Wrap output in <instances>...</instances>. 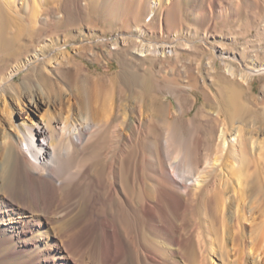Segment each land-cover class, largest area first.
<instances>
[{
	"label": "bare ground",
	"instance_id": "bare-ground-1",
	"mask_svg": "<svg viewBox=\"0 0 264 264\" xmlns=\"http://www.w3.org/2000/svg\"><path fill=\"white\" fill-rule=\"evenodd\" d=\"M237 2L252 9L264 5V0ZM182 3L193 22L208 29L226 14L220 0H0V49L10 50L14 37L37 38L50 8L60 13L57 32L75 12L117 17L127 25L137 15L133 9L142 6L146 18L159 20V38L127 30L112 44H131L139 56H175L178 48L195 47L180 32ZM53 35H46L41 48ZM35 57L42 61L34 70L45 89L30 91V97L37 110L48 106L45 113L27 121L29 109H9L8 126L0 123V264H264V169L250 167L264 143L252 135L253 120L247 134L235 124L245 121L242 88L235 80L225 82V96L216 99V120L222 122L213 142L206 135L179 134L168 124L159 88L162 81L175 83V77L123 65L110 79L90 78L72 66L57 67L66 51ZM230 58L237 59L221 51L223 68L233 78L237 65ZM20 70L19 62L1 78L2 96L20 97L12 82ZM245 70L244 82L264 73V66L254 61ZM53 71L60 80L52 78ZM70 81L74 88H65ZM131 107L138 108L140 119L166 130L155 144L148 141L149 170L136 167L140 134L134 133L142 124L132 118ZM84 187L92 196L90 206L75 207L73 199Z\"/></svg>",
	"mask_w": 264,
	"mask_h": 264
},
{
	"label": "rangeland",
	"instance_id": "rangeland-1",
	"mask_svg": "<svg viewBox=\"0 0 264 264\" xmlns=\"http://www.w3.org/2000/svg\"><path fill=\"white\" fill-rule=\"evenodd\" d=\"M233 1L236 2L234 3ZM231 2L235 8L238 7V9L236 8L238 12L235 14L228 8ZM237 3V0H220L219 4L222 9H225L224 14H226L222 19L220 17L215 18L209 28L210 30L205 24L193 22L195 20L192 15L188 14L185 9L187 4L182 3V14L186 17L184 16V19L180 20V25L182 26L180 32L183 35L185 34L184 36L190 38V40L193 39L192 44H195V47L190 50L178 48V53L175 55L176 58H180V61L177 59L178 62H175V56L171 55L170 57V54L156 57L151 54L139 56L135 53L131 44L123 45L120 42L112 44V41L120 33L127 30L151 40L159 38V20L151 17L146 18V13L142 6L133 9L138 16L136 15L134 19L129 20L130 22L127 25L117 17L104 20L98 13L95 16L86 18L84 11L75 12L72 15L73 18L69 17L68 19V27L58 29L57 32L55 31V24L60 18V13L55 8H50L44 14L46 18L45 28L39 32L37 38L34 40L28 39L25 42L22 38L14 37L13 47L10 50L4 52L0 49V80L1 78L7 79V72L14 64L20 62L21 70L14 75L12 82L17 84L22 92V96L20 95L18 99L15 97L11 98V96L5 94L2 96L0 93V123L3 126H8L7 110L9 109H13V112L21 111L23 106L25 109H29V115L24 114V118L27 121L32 117L40 118L45 113L48 106L41 104L37 110L32 103L33 99L30 97V91L39 94L42 92V88L43 90L45 89L39 73L36 72L37 66L42 61H40V58H36L35 55L40 56V54H43L48 59L54 55H59L62 50L68 52V57L62 58L60 65H57V67L63 69L66 66H72L76 70L78 69L82 75L90 78L104 77L105 79H110L118 75L123 65L131 66V69H139V72L145 71L148 66L149 68L152 67L151 69L155 73L157 71V74H161V77L170 76L177 78L175 80L176 84L174 82L170 84L171 81H169V84L168 81H162L159 88L164 107L167 109L165 112L169 111L170 113L167 118L168 124L172 125L179 134L206 135L213 142L216 141L219 134V126L222 122V120H216L218 119L216 116L219 106L216 99L220 97L223 99L224 94H221L223 92L222 86L235 80V85H240L238 87L242 88L240 102L244 107L243 115L245 116V121L236 120L235 124H239L242 132L247 134L249 121L253 120L254 133L256 132V134L252 135H256L259 140L261 138L264 143V73L256 72L249 76V80L247 79L245 82L240 79V75L246 72V66H250L254 61L264 66V28L262 29L264 5H260L258 9H252L248 6L244 7L242 2H239L240 4L238 5ZM52 32L54 34L52 41L47 42L48 45L41 48V45L46 42L44 40L46 35ZM8 36L11 38L13 34L9 33ZM81 44H84V48L75 51V47ZM39 48L42 51L37 52ZM221 51H226L237 58L235 60L230 58V61L237 65L236 75L233 78L223 68L220 59ZM27 60L28 63L26 62ZM173 62L177 65L174 70H172ZM47 72L49 73V71ZM50 74L53 79L60 80L57 71H53ZM115 79L116 77L112 80L115 81V84H119L120 80ZM74 83L75 81L66 82L64 87L74 88ZM208 98L211 99L210 102L207 101ZM131 108L132 118L136 119L139 125L142 124L141 130L138 131L137 129L134 133V135L140 134L134 146V148L136 147L134 150L135 163L137 164L135 165L139 169L147 168L149 170L151 165L147 152L150 142L152 141L154 143L151 142V144H155L157 139L164 138L166 130L159 127L154 121L140 119V115L137 112L138 108ZM25 109L22 111H25ZM243 127L244 129H242ZM103 150L104 148L101 149V152ZM257 150L259 149L254 152L256 155L252 154L251 170L253 168L264 169V148ZM121 162L123 163L124 161L122 160ZM76 196L73 199L75 207L90 206L92 196L88 187L82 188L81 193ZM53 215L51 214V216ZM69 217L68 215L67 218ZM70 243L72 245L73 241L70 240ZM100 248L101 246H98L97 251L101 250Z\"/></svg>",
	"mask_w": 264,
	"mask_h": 264
}]
</instances>
